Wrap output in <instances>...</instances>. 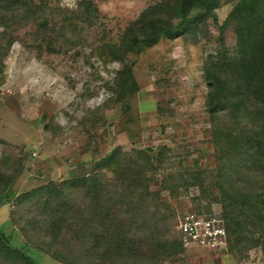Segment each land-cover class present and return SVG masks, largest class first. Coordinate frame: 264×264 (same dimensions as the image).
<instances>
[{"label": "rangeland", "instance_id": "rangeland-1", "mask_svg": "<svg viewBox=\"0 0 264 264\" xmlns=\"http://www.w3.org/2000/svg\"><path fill=\"white\" fill-rule=\"evenodd\" d=\"M88 1L96 12L84 9ZM160 1L0 0V228L37 264H62L55 251L69 264H264L250 237L231 250L181 246L167 254L185 215L222 214L203 78L219 32L211 25L197 42L161 39L116 61L109 47ZM238 1L221 0L219 25ZM224 42L234 46L231 31ZM130 65L132 86L121 100ZM117 149L120 161L110 167L105 157ZM94 175L106 185L101 207L110 219L92 222L84 192L65 188L71 211L56 241L44 192L21 204L3 198L8 189L19 196Z\"/></svg>", "mask_w": 264, "mask_h": 264}, {"label": "trees", "instance_id": "trees-1", "mask_svg": "<svg viewBox=\"0 0 264 264\" xmlns=\"http://www.w3.org/2000/svg\"><path fill=\"white\" fill-rule=\"evenodd\" d=\"M11 4L17 5V0ZM220 6L221 0H163L149 5L128 24L119 42L109 47V51L122 63L127 55L137 56L161 39L186 37L197 42L208 35L211 25L218 30L219 49L208 55L203 65L207 88L205 108L211 123L210 137L218 155L216 183L219 187L214 199L222 206L229 249L251 239L260 247L264 261V0H239L219 25L216 11ZM83 7L86 11H97L89 1ZM226 31L233 35L232 48L225 45ZM132 74L131 65L122 69L121 100L132 86ZM119 154L118 149L108 154L107 165H116ZM2 178L0 173V181ZM62 185H45L19 196L8 189L4 190L3 198L15 197L21 204L37 192H44L43 208L50 211L47 230L52 241L57 240L71 211V206L61 199L65 188L84 192L96 210L90 214L92 222L103 227L110 219L111 209L101 207L106 185L98 176L72 179ZM111 233V237H118L115 232ZM231 238L233 245H229ZM181 246L178 232V240L169 242L167 254L178 252ZM0 257L11 264H37L11 243L2 228ZM54 257L62 264H69L57 251Z\"/></svg>", "mask_w": 264, "mask_h": 264}, {"label": "built area", "instance_id": "built-area-1", "mask_svg": "<svg viewBox=\"0 0 264 264\" xmlns=\"http://www.w3.org/2000/svg\"><path fill=\"white\" fill-rule=\"evenodd\" d=\"M181 244L185 248L195 247L220 251L227 247L224 221L218 215L198 216L188 214L178 222Z\"/></svg>", "mask_w": 264, "mask_h": 264}]
</instances>
